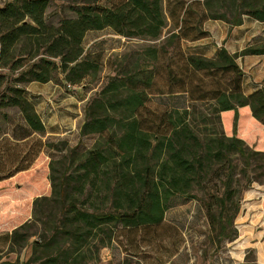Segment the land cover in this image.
Here are the masks:
<instances>
[{"label":"trees","instance_id":"trees-1","mask_svg":"<svg viewBox=\"0 0 264 264\" xmlns=\"http://www.w3.org/2000/svg\"><path fill=\"white\" fill-rule=\"evenodd\" d=\"M102 1L73 0L74 16L61 18L57 25L46 20L50 0H5L0 4V86L5 83L0 108H18L27 125L23 138L34 132L41 134L45 127L35 96L22 84L60 81L67 87L77 86L103 68V53L84 46L88 32L111 29L126 38L157 40L168 18L176 28L164 43L176 60L170 57L163 67L159 59L166 53L165 46H153L138 54L143 64L137 70L116 69L108 75L88 101L80 126V136L106 134L104 142L84 152H78L76 146L69 149L63 160L67 167L59 175L53 174L50 162V194L35 197L29 220L0 234V254L6 249L13 251L14 246L23 247L34 235L30 227L39 222L44 230L33 240L28 262L86 264V259L98 258L99 250L109 246L120 231L162 222L168 200L186 194L192 185L203 161V143L191 126L187 109L176 118L170 110L148 109L152 94L211 100L215 112L227 115L231 135L224 136L242 157L247 155L238 136L243 115L250 114L264 126V85L244 94V73L236 61L239 56L263 54L264 44L236 53L221 48L212 58L186 53L181 46L182 40L195 41L208 34L203 29L207 19L234 26L245 15L264 22V0H231L230 17L211 14L208 0H167L172 4L168 14L163 0ZM162 70L166 72V88L154 81ZM15 71L17 78L9 80L7 73ZM45 145L35 140L27 153L32 155L29 162L0 180L28 169ZM252 151L264 156V150ZM162 153L168 158L153 165L152 160ZM223 155V149L214 150L215 157ZM93 194L99 197V205ZM43 205L46 220L41 216Z\"/></svg>","mask_w":264,"mask_h":264},{"label":"rangeland","instance_id":"rangeland-1","mask_svg":"<svg viewBox=\"0 0 264 264\" xmlns=\"http://www.w3.org/2000/svg\"><path fill=\"white\" fill-rule=\"evenodd\" d=\"M4 1L0 0V4ZM72 1L50 0L46 10L47 22L57 25L61 18L73 17ZM208 2L211 14L230 17L231 11L228 7L231 0ZM163 6L168 14L172 4L170 6L167 0H163ZM172 23L168 18L167 25L157 40L126 38L115 34L111 29L88 32L84 46L103 53L104 63L101 71L94 77L85 78L81 85L67 87L59 81L57 84L60 90L52 92V89L48 88L52 85L49 84L43 92L33 94L37 99H44L45 103L39 106L42 111L37 108L40 110L39 115L48 129L56 128L58 134H50L45 129L41 134L34 132L23 138L27 125L18 108H0L1 178L29 162L32 155L27 153L35 144V140L40 139L46 143L28 169L0 180V234L10 232L29 220L32 217V203L35 197L50 194L51 161L53 174L59 175L67 167L63 160L68 157L69 149L76 146L78 152H84L104 142L106 134L80 136V126L85 119L88 101L99 92L108 75L113 74L116 69L137 70L143 64L142 56L138 54L153 46H165L166 53L160 54L159 59L163 67L168 64L170 57L176 60L171 48L164 44L175 28ZM192 43L191 40H182L183 51L192 53ZM152 64L154 65H149ZM252 66L254 63L250 64L248 61L246 74L250 78L254 75L251 73ZM165 73V70H162L155 76L156 86L166 88ZM7 78H17V71L8 72ZM4 84L0 86V93ZM22 85L25 88L42 86L35 81ZM146 107L156 112L173 111L174 118L180 115L183 108L188 110L191 126L203 143L202 164L193 176L194 180L187 193L176 194L168 200L161 223L120 231L109 246L99 250L98 258L91 261L86 259L85 263L264 264V156L252 151L264 150V126L250 114L243 115L238 136L242 138L241 147L247 155L242 157L224 136L231 135L227 115L215 112L211 100L193 101L187 95L152 94ZM217 148L224 151L221 158L214 156V150ZM248 151H251L249 159ZM162 154L152 160L153 165L157 166V162L162 158H168L165 153ZM98 198L95 197L96 205L100 204ZM88 205L89 203H86L85 207ZM42 209V219L46 220V205H43ZM42 230L44 225L35 222L29 229L34 235L23 247L14 246L13 251L6 249L1 252L0 263L9 261L13 264H36L28 260L33 253L32 242ZM93 250L94 248L92 252Z\"/></svg>","mask_w":264,"mask_h":264},{"label":"crops","instance_id":"crops-1","mask_svg":"<svg viewBox=\"0 0 264 264\" xmlns=\"http://www.w3.org/2000/svg\"><path fill=\"white\" fill-rule=\"evenodd\" d=\"M203 29L207 31L208 34L205 37L192 41V53L200 54L208 58L214 57L221 48H225L230 53H236L240 52L245 47H259L264 44V22H260L245 15L242 17L241 23L234 26H231L223 20L207 19L203 23ZM236 61L244 73L242 79V90L244 94L248 95L255 89L264 85V53L239 56ZM248 61L250 64L254 63V66L251 68V73L254 75H252L251 78L246 74L248 72ZM49 84L52 85L48 87L52 89V92L60 90L58 86L59 84L51 81L47 83H41L42 86L40 88L26 87L25 89L33 95L46 90V86ZM35 102V107L39 114L40 110L42 111V108L39 106L42 103H45V101L42 97H40V99L35 97ZM38 107L40 108L39 111L37 109ZM44 127L50 134L59 133L56 128L52 130L51 128L48 129L45 124Z\"/></svg>","mask_w":264,"mask_h":264},{"label":"built area","instance_id":"built-area-1","mask_svg":"<svg viewBox=\"0 0 264 264\" xmlns=\"http://www.w3.org/2000/svg\"><path fill=\"white\" fill-rule=\"evenodd\" d=\"M2 71V68H1V66H0V72Z\"/></svg>","mask_w":264,"mask_h":264}]
</instances>
